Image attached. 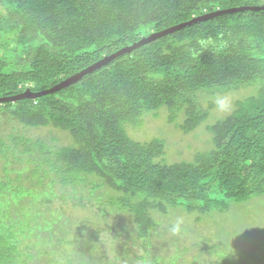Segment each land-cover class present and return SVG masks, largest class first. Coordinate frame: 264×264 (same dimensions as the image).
Returning a JSON list of instances; mask_svg holds the SVG:
<instances>
[{"label": "trees", "instance_id": "obj_1", "mask_svg": "<svg viewBox=\"0 0 264 264\" xmlns=\"http://www.w3.org/2000/svg\"><path fill=\"white\" fill-rule=\"evenodd\" d=\"M243 6L264 0H0V99L46 91L155 32ZM252 86L206 126L213 146L194 161L169 164L163 139L130 134L163 107L192 133L215 106L205 109L202 95ZM7 116L72 141L0 137V264H184L191 248L180 235L193 229L170 232L177 212L201 220L264 196V11L157 38L58 91L0 104ZM78 210L93 215L69 216ZM168 243L175 253L162 252ZM210 251L228 260L220 246Z\"/></svg>", "mask_w": 264, "mask_h": 264}, {"label": "rangeland", "instance_id": "obj_2", "mask_svg": "<svg viewBox=\"0 0 264 264\" xmlns=\"http://www.w3.org/2000/svg\"><path fill=\"white\" fill-rule=\"evenodd\" d=\"M255 90L256 87L252 86V88L247 87L228 92L227 95L232 100V110L228 113H222L217 111L216 106H214L205 123L192 133L186 134L179 128V125L184 122V115H181L176 123L171 124L169 121L170 111L163 107L156 115L146 116L144 127L141 130L134 131L130 129V134L135 140L141 142L150 141L154 138L163 139L166 142L165 158L169 164L194 161L199 151H208L213 146L212 135L206 126L230 115L237 109V103L254 95ZM201 98L203 107L209 110L210 103H214L213 98H207L204 95ZM14 130L25 131L18 126L15 120L9 121L8 116L0 120V137H6ZM25 132L27 136L32 138L41 137L49 141L57 139V141L51 143L54 147L70 145L72 141L64 132L58 131V129L50 132L47 128H37ZM72 215L87 221L90 219L88 217L93 214L92 211L78 210L70 211L69 216ZM196 216V214H184L179 211L172 217V219L177 220L179 218L184 221L182 223V225L185 224L182 227V234L186 233L189 225L193 229L192 232L186 235H180L179 244L182 246L181 249L184 247L191 248L189 252L181 253L182 260H185L184 264H220L219 258L215 254H211L210 251V248L215 245L220 246L221 253L218 254V251V255H228L225 264H239L236 260L238 255L248 264H260L264 261V196L254 197L245 202H234L229 210L223 213L214 211L203 214L201 220H198ZM169 236L170 234L166 235V237ZM170 245L171 243L164 244L163 247L159 245L158 248L161 247L163 253H175L176 248L172 251ZM136 251L137 256L141 255L142 251L139 247Z\"/></svg>", "mask_w": 264, "mask_h": 264}, {"label": "water", "instance_id": "obj_3", "mask_svg": "<svg viewBox=\"0 0 264 264\" xmlns=\"http://www.w3.org/2000/svg\"><path fill=\"white\" fill-rule=\"evenodd\" d=\"M243 11H264V6H243V7L224 9V10H217L215 12L196 17L189 22L171 27V28L166 29L164 31L155 32V33L149 35L148 37L143 38L139 42H136V43H134L128 47L121 49L120 51L114 53L113 55L106 57L105 59L101 60L100 62L96 63L95 65L85 69L84 71L74 75L73 77H70L69 79L64 80L60 84H58V85H56L50 89H47L46 91H41V92H37V93L27 91L23 94L16 95L14 97L0 99V104L10 102V101H19V100H22L25 98H38V97L48 95L50 93L58 91L64 87H67V86L79 81L82 77H84L85 75H87L89 73H92L93 71L100 68L102 65H105L110 61H113V60H115V59H117V58H119V57H121L127 53H130L133 50L138 49L139 47L144 46V45L148 44L149 42L156 40L157 38H161L163 36H166V35H169V34L175 32V31L183 29L184 27L191 26V25H194L198 22L209 20L211 18H215V17H218L220 15L243 12Z\"/></svg>", "mask_w": 264, "mask_h": 264}, {"label": "clouds", "instance_id": "obj_4", "mask_svg": "<svg viewBox=\"0 0 264 264\" xmlns=\"http://www.w3.org/2000/svg\"><path fill=\"white\" fill-rule=\"evenodd\" d=\"M213 102L216 106V110L222 113H228L232 110V100L229 95L218 93L213 98ZM182 223L181 219H177L171 226L170 232L173 235H178L182 231Z\"/></svg>", "mask_w": 264, "mask_h": 264}]
</instances>
